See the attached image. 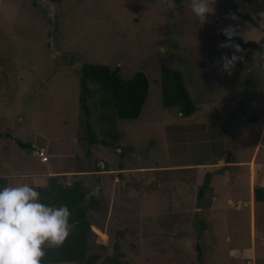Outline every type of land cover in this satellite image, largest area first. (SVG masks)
<instances>
[{"label":"rangeland","instance_id":"rangeland-1","mask_svg":"<svg viewBox=\"0 0 264 264\" xmlns=\"http://www.w3.org/2000/svg\"><path fill=\"white\" fill-rule=\"evenodd\" d=\"M252 1L216 0L215 14L201 25L190 0H0V133L10 136L0 140V188L22 182L39 191L51 175L63 186L81 183L94 264H198L199 254L203 264H264L263 198L252 209L254 236L250 206L237 208L250 197L249 162L264 122L263 59L243 50L230 76L213 66L233 51L218 49L226 41L217 25L233 26L243 42L249 40L239 33H262L229 11L236 4L245 12ZM252 3L245 13L263 28L264 1ZM83 64L118 67L124 80L143 72L149 90L139 117L116 119L96 91L86 118ZM164 69L180 71L192 116L163 108ZM227 157L242 166L231 191L223 177L230 198H198L199 189L210 199L209 188L223 186L213 167ZM253 161L264 165L263 148Z\"/></svg>","mask_w":264,"mask_h":264},{"label":"trees","instance_id":"trees-1","mask_svg":"<svg viewBox=\"0 0 264 264\" xmlns=\"http://www.w3.org/2000/svg\"><path fill=\"white\" fill-rule=\"evenodd\" d=\"M58 3L60 0H50ZM229 11L247 24L262 31L263 36L259 43L252 41L243 42L237 36L234 37L243 50L251 49L263 59L264 66V27L250 18L236 4L229 5ZM219 28V35L227 41L221 34L222 27ZM79 82V103L80 108L86 118H89L90 111L87 105L88 100L94 98L96 91L102 93L101 106L110 109L119 120H134L141 113L143 104L148 94L149 84L143 72H136L128 79L124 80L119 76V68L109 70L105 66L98 64H83L78 73ZM96 86L92 89L91 86ZM161 100L165 109L176 108L180 117H190L195 111V105L184 85L182 75L178 70L164 69L161 78ZM86 141L89 145L96 143V137L89 123H86ZM3 137H10L0 133V140ZM21 148L32 149L30 145L17 142ZM40 191V200L50 206L59 207L67 205L72 215L70 218V235L63 246L59 248H46V255L42 264H94L96 257H87V242L90 232V225L87 219L86 189L75 182L69 186H63L57 181V176L51 175L48 178L47 186ZM255 198H258V191L255 190ZM107 264H122L118 258H110ZM198 264H203L202 257L198 255Z\"/></svg>","mask_w":264,"mask_h":264},{"label":"clouds","instance_id":"clouds-1","mask_svg":"<svg viewBox=\"0 0 264 264\" xmlns=\"http://www.w3.org/2000/svg\"><path fill=\"white\" fill-rule=\"evenodd\" d=\"M216 0H190L188 7L205 24L209 14H215ZM226 18L235 19L229 14ZM227 38L218 49H232L213 62L220 74H232L235 65L243 61V49L235 42L237 30L229 25L221 30ZM241 53V55H237ZM71 211L42 203L40 192L29 184L0 188V264H42L46 248L63 246L70 235Z\"/></svg>","mask_w":264,"mask_h":264},{"label":"crops","instance_id":"crops-1","mask_svg":"<svg viewBox=\"0 0 264 264\" xmlns=\"http://www.w3.org/2000/svg\"><path fill=\"white\" fill-rule=\"evenodd\" d=\"M250 1V0H249ZM254 1V0H253ZM252 1V2H253ZM256 1V0H255ZM261 1H264V0H261ZM252 2H249V3H246L245 6L246 8L244 9V5L242 6V8L245 10L246 13H250V10L252 9L251 6H252ZM262 33H256V34H249V35H243L241 33H239V36L242 38V39H245V40H249V41H254L255 43H259L261 38H262ZM262 48L264 49V43L262 44ZM262 67L264 68L263 66V60H262ZM256 112H254L255 114ZM262 138V140H264V122H263V126H262V130H261V134L259 136V139H258V143L257 145L255 146V149L252 153V157H251V160L249 162V165H250V169H249V172L247 173L248 174V178H247V182H246V185H247V188L249 190V200L248 202H246L249 206H250V222H251V236H254V233H255V223H254V215H252V209L254 207V205L256 204V198H255V190L258 191V195H261V197L263 198L262 199V202H264V165L263 166H260V167H255L254 166V161H253V158L255 156V154L258 153L259 150H261V148L264 149V147H259L261 144H260V139ZM232 139H234V137H232ZM240 163H237L235 161H231L228 157L222 161H220L217 165H215L213 167V169H218L219 171L216 172V174H212L213 177H216L218 178L219 177V180H221V184H223V186H220V187H217V183L213 185V187H210V195H211V198L209 199V197H205L204 196V192L203 190L199 189L197 191V194L196 196L198 198H202L204 199L205 201H212V202H219V201H223L225 199H229L230 198V192L227 191V185L223 182V177H227L230 179V188L229 190L231 191L233 189V185L238 181V179H240V177L242 176V172L240 171ZM211 169V168H209ZM224 169V170H223ZM223 170V175L219 176V173L220 171ZM216 180V179H215ZM20 184H23L22 182ZM222 199V200H220ZM219 200V201H218ZM229 202V200L227 201ZM195 210H199L201 211L202 208L201 207H198L196 208ZM249 256H251V253L253 252H247ZM252 258H253V254H252Z\"/></svg>","mask_w":264,"mask_h":264},{"label":"built area","instance_id":"built-area-1","mask_svg":"<svg viewBox=\"0 0 264 264\" xmlns=\"http://www.w3.org/2000/svg\"><path fill=\"white\" fill-rule=\"evenodd\" d=\"M35 155L38 156V157H40L42 162H46L47 161V157L44 156V153H43L42 149H36L35 150ZM242 206L247 207L248 204L247 203H244L242 205L239 204V203L237 204V208L238 209H240Z\"/></svg>","mask_w":264,"mask_h":264},{"label":"water","instance_id":"water-1","mask_svg":"<svg viewBox=\"0 0 264 264\" xmlns=\"http://www.w3.org/2000/svg\"><path fill=\"white\" fill-rule=\"evenodd\" d=\"M86 208H88V204H86Z\"/></svg>","mask_w":264,"mask_h":264}]
</instances>
